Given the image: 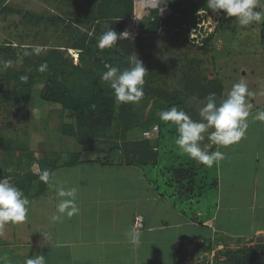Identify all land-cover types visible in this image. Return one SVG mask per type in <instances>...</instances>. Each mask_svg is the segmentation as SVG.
I'll list each match as a JSON object with an SVG mask.
<instances>
[{
    "label": "crops",
    "instance_id": "0c3cea01",
    "mask_svg": "<svg viewBox=\"0 0 264 264\" xmlns=\"http://www.w3.org/2000/svg\"><path fill=\"white\" fill-rule=\"evenodd\" d=\"M127 7L126 0H0V76L51 78L75 99L88 104L94 90L112 92L100 79L106 70L105 63L124 69L132 65L134 55L148 71L143 99L139 103H121L115 99L111 127H96L95 138L88 147L76 144V151L61 153L58 144L71 141V137L62 134L53 144H48L45 151H52V155L46 153L40 158L43 171L50 173L46 189L41 194L27 196L38 202L37 240L21 244L35 250L32 255L25 251L22 257L43 254L46 264H149L157 258L171 264L174 244L181 243L185 253L200 242L199 237L188 235L190 229L203 227L212 234L218 232L221 228L213 226L220 213L232 212L238 206V199H246L242 203L244 214L264 215V128H258L252 120L248 121L244 137L230 146L211 144L207 136L200 142L202 149L224 154L211 167V181L216 180V184L207 186L212 194L206 198L212 196V206L206 208V214L203 204L207 199L203 196L181 198L170 170L192 164L196 172L202 173L207 167L181 153L174 143L175 126L160 121L158 110L175 105L199 120L204 98L215 93L219 103L222 90L218 82L203 76L201 65L188 62L177 69L180 73L177 81L173 84L169 81L168 85L170 74L164 56L160 58L162 61H157L159 50L155 45L137 41L145 35L141 30L135 38H120L112 48H98L94 25H104V31L113 28L118 33L125 32L124 25L129 20ZM170 32L173 31L161 28L151 36L163 33L166 37ZM35 46H41L39 54L34 52ZM73 54L83 60L77 62ZM262 104L255 105L250 116L264 109ZM154 126L160 127L158 135L149 140L142 138V132ZM250 133L253 135L248 136ZM138 142L149 145L142 151L144 157L148 155L147 164L121 163L124 144ZM131 147L136 149L135 145ZM81 150L107 154L110 161L86 162L85 154L83 160L64 165L62 156ZM38 161L32 165L37 174L40 173ZM200 178H196L198 185L203 183ZM60 186L77 189L79 212L54 222L51 217L57 214L56 189ZM230 197L235 204L225 202L228 205L223 209L224 201ZM38 199L43 202L39 203ZM138 216L142 217V226L136 228L134 221ZM262 233L264 228L248 239ZM42 234H46V239ZM162 247L168 251L166 254L161 253Z\"/></svg>",
    "mask_w": 264,
    "mask_h": 264
},
{
    "label": "rangeland",
    "instance_id": "374dc122",
    "mask_svg": "<svg viewBox=\"0 0 264 264\" xmlns=\"http://www.w3.org/2000/svg\"><path fill=\"white\" fill-rule=\"evenodd\" d=\"M165 3H169V0H131V16L136 18L139 25L144 26L143 22L149 17L151 10H155L153 9L155 4L163 5ZM257 10L264 12V0H258ZM201 13L203 12L200 11L199 14ZM215 16L211 13H206L200 20L199 27L210 34H214L210 42L207 43L206 50H200L198 45H192L183 40L184 33H188L187 35L191 36L196 30L193 27L187 28V25L180 29L172 30L173 32L166 34V37L163 36L165 35L163 33L157 37L145 34L144 36L141 35L137 41L146 45H155V48L159 50L156 57L157 61H162L160 58L164 56L163 61L166 67H169L167 71L171 76H169L168 85L169 81L173 84L179 78L178 68L185 66L187 62L195 63L197 66H202L203 76L206 79L218 82L219 88L221 87L222 90L221 97H219V102H221L232 85L243 77L249 91L253 93L248 98V102L252 105L249 109L250 111L255 105L264 104V53L259 46L260 30L263 22H253L250 25L241 26L233 23L234 17ZM128 19L124 25L125 32L129 34L128 37L135 38L144 28L141 27V31L136 28L137 31L135 30L133 34L129 33L127 25L129 27L134 26L132 25V19L130 17ZM104 29L105 27L102 24L99 26L94 25V31L98 37ZM185 29H188L187 32ZM73 58L77 62L83 60L77 54H73ZM16 67L20 68L17 64ZM174 73H176V76L173 77ZM9 77L13 78L12 76L6 78ZM18 77L14 76V78ZM4 79V76H0V83ZM13 84L10 80L4 81L2 88L0 86V178H6L7 176V179L14 184L15 182H20L19 180L21 179V176L16 174L21 169L26 172V163L28 161L25 160L26 156H21V151L24 150L22 147L26 148L34 156L33 163L40 160V158H43L42 155L48 153L47 150L45 151L48 144H53L62 134V123H70L72 120L68 119L67 115L62 113L59 107L46 104L40 99L38 100V89L33 90L32 99L29 102L6 103L2 96L8 95L6 92H10V90L6 88L13 87ZM253 116L248 117V121L252 120L253 123H257L258 128H264V123L260 122L258 124V121L253 120ZM252 135L253 133L248 134V136ZM66 140L69 139L66 138ZM68 142L67 144L57 143L62 148L61 153L77 150L76 146L78 144L74 138L71 137V141L69 140ZM49 152L52 155V151ZM69 154L62 156L63 161H68V158H70ZM191 166L193 165L191 164ZM201 166L204 167V165ZM34 169L31 168L32 172L37 174ZM169 173L173 175L172 169ZM197 173L196 178L201 177L200 181H203L198 186H204V188L198 189V192L194 191L192 197H199L198 195H200V197L206 198L208 194H212L208 190L209 187L207 188V186L213 184V181H211L212 168L207 167L204 168L202 173L201 171ZM204 179L207 181L205 184ZM38 187L37 181H33L24 195H38ZM175 188H178V192L180 191L178 185ZM35 200L29 199V212L25 222L19 224L8 223L0 227V257H6V261H0V264H23L25 257H22L21 254L25 251H29L30 255L33 254L32 250L35 249L23 247L21 244H24L27 240L30 242L37 240L35 223L38 202ZM38 200L39 203L43 202L42 199ZM245 201V198L238 199V206L232 212L227 210L220 213L218 220L213 226L214 228H221L218 232L215 230L212 234L210 230L203 227L190 229L188 235L192 238L199 237L200 242L194 245L193 248L188 249V252L184 253L181 251L179 262L171 264H223L227 259L229 260L230 256L233 257L234 253H237V256H242L244 252L242 250L249 246L264 245V233L248 239L253 233L264 228V215L255 213L254 216L250 217L248 214H244V205L242 203ZM225 202L235 204V201L230 197V199L224 201L223 209L228 205ZM203 205L205 215L206 208L212 206V196ZM43 216L45 217V215L41 214V217ZM220 217L222 219L221 222ZM250 219H252V222L249 221ZM160 251L163 254L168 252L164 250V247L160 248ZM152 254L153 251H151V254L148 253L150 256ZM156 260V262L154 260L149 264H169L167 260L164 261L165 259L160 262L162 258H157Z\"/></svg>",
    "mask_w": 264,
    "mask_h": 264
},
{
    "label": "clouds",
    "instance_id": "9594fccd",
    "mask_svg": "<svg viewBox=\"0 0 264 264\" xmlns=\"http://www.w3.org/2000/svg\"><path fill=\"white\" fill-rule=\"evenodd\" d=\"M207 8L213 13L223 12L225 18L234 17L233 23L247 26L253 22H264V12L257 10L258 0H206ZM162 11V8H160ZM156 11V10H155ZM127 32L118 33L113 28L102 32L97 38V47L100 49L112 48L116 42L126 36ZM34 52L39 54L41 46H35ZM28 53H25L27 55ZM20 62H22V57ZM6 63H11L8 61ZM100 79L106 82L112 90V94L121 103H139L144 97V77L148 72L143 62L133 55V63L130 67L121 69L109 63L104 64ZM43 70V68L41 69ZM27 76L21 77L27 80ZM248 85L242 77L234 83L226 97L217 102L216 94L209 93L199 109V120L192 119L187 112L177 106L158 110L160 121L175 126L177 133L174 143L181 153L196 161L198 164L211 168L224 158L219 151H206L201 148L200 142L206 136L211 144L220 147L230 146L240 141L248 128L249 109L252 105L248 102L251 97ZM253 120L264 123V109L258 110ZM50 173L43 171L40 179L48 182ZM76 188L56 189L59 202L56 205V213L51 220L58 222L64 215L73 216L79 212L76 204ZM30 201L23 191L7 178H0V227L5 224H19L26 221L29 212ZM46 239V234H42ZM135 239L139 242V234ZM0 261H6V257H0ZM23 264H46L43 254H36L24 258Z\"/></svg>",
    "mask_w": 264,
    "mask_h": 264
},
{
    "label": "trees",
    "instance_id": "16d2710c",
    "mask_svg": "<svg viewBox=\"0 0 264 264\" xmlns=\"http://www.w3.org/2000/svg\"><path fill=\"white\" fill-rule=\"evenodd\" d=\"M130 3L131 0H126V5H128V17H131ZM169 4L174 8V15L160 19L157 12L155 10H151V14L143 22L144 26L139 25V29L141 27L144 28L142 33L151 35L156 34L161 28L177 30L182 28L184 25H187V28L193 27L196 30L191 36H188V33H184L183 40L192 45H198L199 47H197L200 50H206L207 43L210 42L214 34H210L205 29L198 27V24L200 23L201 18L206 15V13H211L221 17L224 15L223 12L213 13L211 9L207 8L206 0H169ZM200 11L203 13L199 14ZM187 30L185 29L186 32ZM259 39V46L264 53V22L261 26ZM10 80L14 83L13 87H7L6 89L10 90V92H6L8 95L5 94L2 96L4 97V101L6 103L19 101L29 102L32 99L33 90L38 89V100L40 99L46 104L59 107L61 112L65 113L67 118L72 120L70 123H62L61 133L62 135L74 138L76 143L82 148L87 147L93 142L95 138L96 127H111L112 125L115 97L110 91L94 90L91 94L90 102L88 104H84L75 99L64 87L51 78L42 79L30 76L27 78V80H23L21 77H9L1 81V88L4 86V81ZM170 107L171 106L168 108ZM134 145L136 146V149L131 147H134ZM124 147L126 149H124V156L121 158V163L123 162L126 165L133 163L140 165L147 164L148 155L146 157L142 155V151L147 147L149 148L147 142L129 144L125 143L123 148ZM138 147H140L142 150L137 151ZM22 148L24 150L21 151V156H26L25 160L28 161L26 163V172L21 169L16 174L21 176V179L19 180L20 182H15L14 184L19 189H21L23 193H27L30 184L33 181H37L39 185L37 194H41L46 189L48 183L40 179L43 173L44 164L39 160L37 163L40 168V173L35 174L32 172L31 168L34 156L30 154L26 148ZM139 153L141 154L139 155ZM69 155L70 158H68V161L64 160L65 166H71L76 162L83 160L84 155L85 157L88 156L85 159L86 162H99L106 164L110 161V157L107 154H102L95 151L81 150L80 152H74ZM153 158V163H155V156ZM172 174L173 179L178 184L181 198H193V192H198V189H202V187L198 186L197 184V172L193 166H179L172 168ZM215 184L216 180H213L212 186ZM172 250L173 260L175 263L179 259V255L181 254L180 252L183 251V245L181 243H176L173 245ZM242 251H244L242 256H237V253H234L233 257L230 256L229 260L227 259L223 264H264V245L249 246Z\"/></svg>",
    "mask_w": 264,
    "mask_h": 264
},
{
    "label": "built area",
    "instance_id": "2783aa9c",
    "mask_svg": "<svg viewBox=\"0 0 264 264\" xmlns=\"http://www.w3.org/2000/svg\"><path fill=\"white\" fill-rule=\"evenodd\" d=\"M152 1H154V0H152ZM160 8H162V11L160 10ZM153 9H155L157 11L158 17L160 19H164V18H166L168 16L174 15V8L172 6H170L169 3H165L163 5L155 4ZM130 18L132 19V25L134 27H129L128 25H127V27H128V29L130 31L129 33L133 34V32L135 30L137 31L136 28H139V27H137V26H139V23L136 21L135 17L131 16ZM199 24H198V27H199ZM158 132H159L158 126H154L151 130L143 131L142 132V138H144L146 140L152 139L154 136L158 135ZM134 226L136 228H139V227L142 226V217L138 216V217L135 218Z\"/></svg>",
    "mask_w": 264,
    "mask_h": 264
}]
</instances>
